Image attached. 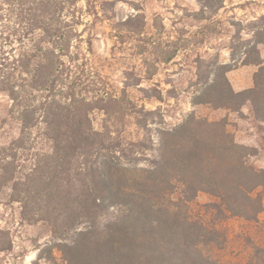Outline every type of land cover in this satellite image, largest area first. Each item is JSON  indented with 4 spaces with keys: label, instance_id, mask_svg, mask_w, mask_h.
Instances as JSON below:
<instances>
[{
    "label": "trees",
    "instance_id": "trees-1",
    "mask_svg": "<svg viewBox=\"0 0 264 264\" xmlns=\"http://www.w3.org/2000/svg\"><path fill=\"white\" fill-rule=\"evenodd\" d=\"M110 4L0 0V90L20 123L19 135L0 145V189L20 203L23 219L50 225L68 264H227L226 222L262 225L264 166L249 162L257 149L238 143L223 119L191 112L164 125L158 108L131 96L138 82L117 93L90 57L96 21L113 18ZM263 22L264 15L254 26ZM112 26L124 42L144 36L146 19L137 13ZM258 36L243 58L259 66L254 85L235 91L230 69L220 64L193 103L234 111L251 104L264 148V58L257 47L263 31ZM185 48L178 39L166 56L146 59L145 78L156 73L150 66ZM138 88L144 98L164 101L156 83ZM95 110L106 115L101 129L93 124ZM201 192L214 199L196 202ZM9 242L0 229V250ZM254 244L244 264H264V243Z\"/></svg>",
    "mask_w": 264,
    "mask_h": 264
},
{
    "label": "rangeland",
    "instance_id": "rangeland-1",
    "mask_svg": "<svg viewBox=\"0 0 264 264\" xmlns=\"http://www.w3.org/2000/svg\"><path fill=\"white\" fill-rule=\"evenodd\" d=\"M106 13L112 19L100 17L92 32L95 36L94 65L120 92L125 82H138L129 87L131 96L148 108L159 109L164 125L179 123L191 112L213 121L226 120L228 129L242 145L257 149L249 162L264 166V148L260 121L254 118L251 104L239 111L215 107L209 103L194 104L205 81L211 82L216 68L225 64L233 89L241 91L254 85V74L259 66L244 64V51L258 40L263 31V41L257 44L264 58V22L254 26L264 15V0H109ZM142 13L146 19L144 36H126L124 42L115 36L113 23L128 16ZM178 39L186 44L168 62L157 63L151 80L145 78L147 61H154L174 49ZM151 42V43H149ZM167 51V52H166ZM143 52V53H141ZM250 59H254L251 54ZM156 83L163 92L164 101L144 98L138 87ZM12 100L0 90V145L7 146L19 135L20 123L11 114ZM95 128L105 125L106 115L95 110L92 115ZM132 137L137 135L134 125H127ZM47 147V146H45ZM9 189H0V229L9 236V248L0 250V264H68L62 252L55 247L51 227L43 221L31 222L21 216L20 203L10 200ZM214 198L201 192L196 202L202 204ZM262 225L241 218L226 222L230 234L227 249L223 252L227 264H244L247 252L254 243H264V211L260 214Z\"/></svg>",
    "mask_w": 264,
    "mask_h": 264
}]
</instances>
